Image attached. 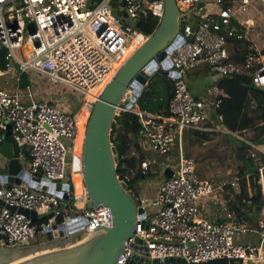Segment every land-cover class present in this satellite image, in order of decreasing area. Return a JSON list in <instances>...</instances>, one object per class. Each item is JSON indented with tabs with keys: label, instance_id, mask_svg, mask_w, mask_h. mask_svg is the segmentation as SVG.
I'll use <instances>...</instances> for the list:
<instances>
[{
	"label": "built area",
	"instance_id": "1",
	"mask_svg": "<svg viewBox=\"0 0 264 264\" xmlns=\"http://www.w3.org/2000/svg\"><path fill=\"white\" fill-rule=\"evenodd\" d=\"M175 2L179 19L184 22L180 32L184 41L165 52L170 67H162L160 62L156 67V71L179 74L178 77L166 75L172 82L168 114H153L138 108L129 111L139 121L138 135L144 137L153 151L165 155L175 145L179 165L175 170L168 164L163 166V179L147 209L129 182L138 170L153 175L151 161L144 157L135 170L117 175L142 207L143 218H136L132 234L123 242L125 251L119 253L115 264H125L133 255L149 260L181 258L187 264L220 259L234 264H264V188L262 205L259 213H255L257 219L255 214H238L228 207L218 189L222 192L225 185L236 187L239 177L222 186L214 185L211 179L198 178L193 159L185 158L182 151L185 130H205L203 124L223 127L222 116L215 114L220 96H226L216 86L220 77H247L256 89L264 91V46L258 47L259 43L249 36L254 19L245 17L246 6L264 13L261 8L264 0ZM163 12V0H0V50H5V69L0 70V77L10 74L15 84L13 90L0 84V141L10 125L13 140L19 147L20 164L17 174H5V180H0V248L29 246L38 236L49 244L97 225L111 226L108 207L81 206L78 210L72 201L55 194V185L66 182L68 172L80 171L81 147L76 153L73 146L78 131L74 121L77 113L99 97L112 64L128 43L138 38V48L149 37L134 24L148 16L157 17L159 22ZM15 63L28 79V85L23 88L18 85ZM198 67L209 71L205 78H213L206 98L194 95L182 77L185 71ZM39 77L72 90L78 100L76 112L60 110L54 99L38 98L31 83ZM102 83L98 97L90 100L89 91ZM126 91L132 93L131 89ZM248 103L250 108L255 107L250 96ZM252 158L260 166L258 174L262 179L264 165L259 158ZM7 166L8 159L0 154V168ZM165 169L172 171L170 177L164 176ZM8 177L12 180H7ZM32 181L47 188L53 184V191L35 188L30 185ZM81 190L83 197L78 201L88 202L86 188L82 186ZM214 192L217 197L210 199V214L198 217L202 210L198 200ZM19 209L47 213L41 218L37 214L40 222L35 223L37 220L32 221ZM59 230L64 234L54 236L53 232ZM249 233H253L255 240L241 241ZM48 235L51 239H47Z\"/></svg>",
	"mask_w": 264,
	"mask_h": 264
},
{
	"label": "water",
	"instance_id": "2",
	"mask_svg": "<svg viewBox=\"0 0 264 264\" xmlns=\"http://www.w3.org/2000/svg\"><path fill=\"white\" fill-rule=\"evenodd\" d=\"M164 12L157 27L147 40L138 47L122 63L115 74L107 81L99 97L84 107L87 116L81 139L80 171L68 172L67 181L55 185V194L63 200L72 201V205L80 210L81 206L93 207L104 205L110 209L112 223L110 227L97 225L95 228L75 234L69 238L55 240L40 246H19L0 248V264H115L122 245L133 232L136 218H143V209L137 205L135 198L128 193L127 184L117 178L115 168L117 153L115 146L109 140V132L113 117L120 111L131 110L133 103L146 81L156 71L157 62L170 67L171 63L164 58L165 52L183 43L180 34L184 27L179 19V11L175 0H163ZM202 3L198 4L200 7ZM18 85L23 88L28 85V79L21 72L17 63ZM166 75L178 77L177 71L164 70ZM210 83L213 78L206 77ZM131 89L132 93L126 91ZM76 128L78 117L75 118ZM0 141V154L8 159L6 169L0 168V180H5V174H17L20 164L17 160L19 147L13 140L10 125ZM78 130V128H77ZM75 139L73 140V146ZM165 177H170L172 171L165 169ZM77 179L79 190L75 191L73 176ZM25 179L28 177L25 175ZM7 180L11 181L12 177ZM33 181H38L35 179ZM30 182L31 186L43 191H53V184L46 185ZM17 183H22L16 180ZM84 186L89 195L88 202L82 199ZM62 190V191H61ZM69 193V194H68ZM13 209V208H12ZM32 221L37 220L36 211L21 210ZM255 213H259L256 207ZM62 228V226H59ZM62 230L54 231V236H62ZM51 239V235L47 236ZM125 264H187L181 258L167 257L164 259L141 258L133 255Z\"/></svg>",
	"mask_w": 264,
	"mask_h": 264
},
{
	"label": "trees",
	"instance_id": "3",
	"mask_svg": "<svg viewBox=\"0 0 264 264\" xmlns=\"http://www.w3.org/2000/svg\"><path fill=\"white\" fill-rule=\"evenodd\" d=\"M249 10V9H248ZM247 10V13H248ZM251 16L247 14V17L254 19V24L250 27L249 36L255 39L257 43L264 42V26L260 22L262 15L258 10L251 8ZM158 25V19L154 16H148L145 19L138 20L134 27L146 35H150ZM264 46V44H263ZM5 50H0V70L5 69L4 61ZM201 70L209 74V71L205 68ZM200 71L196 70L193 74H197ZM216 86L222 90L226 96H220V103L215 109L216 115L222 116V126L229 132L239 133L242 130H249L251 136L248 141L245 142L241 139L233 138L235 141V157L240 161V174L247 175V178L239 177V192L236 193L235 200H227V205L230 209L234 210L238 214L246 213L242 208L248 207L254 210L256 207L262 205V190L259 183L258 168L260 167L254 162L252 156L249 154L250 144L264 148V91L256 89L249 81L247 77L233 75L220 77L216 81ZM189 88V87H188ZM49 91V90H48ZM172 95V82L166 76L163 70L158 69L154 72L143 85L139 96L137 97L136 104L139 110L146 111L148 113H160L167 115V106L169 99ZM251 97L255 102V107L250 108L248 103V97ZM135 110V108L133 109ZM209 126V124H207ZM139 121L137 116L130 111H120L113 117L111 122V129L109 132V140L115 146L117 153V165L115 168L116 175H119L130 169L135 170L137 164L145 156L140 151L137 145V141L134 139L138 136ZM120 130V133L118 132ZM118 132L115 134V132ZM200 139L205 136V133L196 129H190L183 132L182 135V151L185 158L190 157V136ZM137 149L138 157L127 154L131 146ZM261 165H264L261 162ZM264 177V168L262 169ZM152 174L141 173L138 170L133 174L129 187L134 191L133 184L141 179L150 176ZM241 180V181H240ZM231 189L229 185H225L224 189ZM248 188L251 194L248 196ZM249 203H247L245 200ZM36 221L35 223H39ZM198 264H234L232 261L225 259L213 260L205 263Z\"/></svg>",
	"mask_w": 264,
	"mask_h": 264
},
{
	"label": "rangeland",
	"instance_id": "4",
	"mask_svg": "<svg viewBox=\"0 0 264 264\" xmlns=\"http://www.w3.org/2000/svg\"><path fill=\"white\" fill-rule=\"evenodd\" d=\"M246 8L247 10H249L248 13L245 14V17H247V14L251 16L252 13H255L254 11H251V6H246ZM261 8L264 10V6H262ZM239 14L240 13H238V15ZM260 14L263 18L262 20H260V22H262L264 26V13ZM263 44L264 42L259 43L258 47L263 46ZM193 72L194 71L190 69L182 74L186 86L187 88L189 87L188 89L194 95L200 98H206V91L211 87V84L206 80L205 76L202 74L201 71H198L197 74H193ZM0 84H2V86L7 88L8 90H13L15 87L13 80L10 79V74H6L5 76L0 77ZM31 87L38 98L42 100L54 99L57 103L56 106L66 113L76 112V110L78 109V100L74 95L75 93L69 88H67L65 85L59 83L53 84L51 82H48L44 77H39L33 80V82L31 83ZM57 91H60V93L57 94ZM133 107L135 108V106ZM132 108L131 110L134 109ZM203 126L206 129L199 130L205 133V136L203 138H194L192 134L190 136V157L193 159L195 164L196 176L202 179H211V181H214V185L218 184L221 186L223 183L226 184L227 182L233 180L234 177L239 176L241 177V180L243 178H247V175L243 176L240 174L239 168L241 166V163L235 157L236 143L233 138L248 140V138L251 136V132L249 130H245L243 132L229 134L224 132L222 129L219 128V126H216L214 124H211V126L208 127H205L207 125L203 124ZM209 128L213 129L208 130ZM118 132L120 133V130H118ZM118 132L116 131L115 134H117ZM134 141H139L140 151L144 154L146 158L151 161L152 168L155 169V173L153 175L147 176L133 184L134 189L138 193L137 195L139 199H141V201L144 203L145 208L147 209L146 205L149 203L151 196L150 193L147 194L145 192L146 188H150V190H153L156 186H158L159 182L163 179L162 168L165 164H168L171 170H175L178 167V155L176 151H174L176 149L175 145L171 146V150L168 154L161 155L153 151L145 143L144 137L142 135H138V140L136 138L134 139ZM67 146L68 148L72 147L69 143L67 144ZM137 153V149L133 145L127 152L129 156L134 155L138 157ZM249 154L259 158L260 163H264L263 147H259V149L251 147V149L249 150ZM262 180H264V177L262 179H259L261 190L264 188V186L262 187ZM218 190L220 192V195L224 197L225 200H231L236 203L234 195L239 192V183L234 188L232 187L231 189H222V192L221 189ZM247 193L249 196V194H251V191L248 189ZM216 197V192H214L213 194L207 195L198 200L199 207L202 208V210H200L198 213V217H206L210 214V209L212 205L210 199ZM242 209L249 215L255 214L254 210H252V207H245ZM46 213L47 212L45 210L37 211V214L40 218L45 216ZM254 217L257 219L256 214L254 215ZM246 240H255L253 233H249L247 236L241 238V241ZM43 244L46 243L38 236L35 240L32 241L31 246H40Z\"/></svg>",
	"mask_w": 264,
	"mask_h": 264
},
{
	"label": "bare ground",
	"instance_id": "5",
	"mask_svg": "<svg viewBox=\"0 0 264 264\" xmlns=\"http://www.w3.org/2000/svg\"><path fill=\"white\" fill-rule=\"evenodd\" d=\"M137 46H138V38H136L131 43H128V45L126 46L124 51L120 54V56L112 64L111 72L109 73V75L106 78L105 82H107L108 80H110V78H112L113 73L122 65V63L129 57V55L131 53H133V51L136 50ZM103 84L104 83H102L98 87L94 88L93 90L89 91L88 97H89L90 100L95 99V98L98 97V94L102 90ZM87 112H88V110H86L85 107H82L79 110V112L77 113V117H78L79 122H78V126H77L78 131H77V135H76V138H75V144H74V152H76V153H78V150L80 148L81 139H82V132H83V129H84V120H85V118L87 116ZM73 180H74V183H75V191L77 192L79 190V188L77 187L78 184L76 183L77 179H76L75 175L73 176Z\"/></svg>",
	"mask_w": 264,
	"mask_h": 264
},
{
	"label": "crops",
	"instance_id": "6",
	"mask_svg": "<svg viewBox=\"0 0 264 264\" xmlns=\"http://www.w3.org/2000/svg\"><path fill=\"white\" fill-rule=\"evenodd\" d=\"M201 68H204V67H198V68H195V69H192L193 71H196V70H199L200 69V71L202 72V74L203 75H205L206 73H204L202 70H201ZM60 93V91H57V94H59ZM135 106V108H138L137 107V104H135L134 105ZM134 108V107H133ZM219 128L220 129H222L224 132H226V129L224 128V127H221V126H219ZM227 133V132H226ZM137 145H138V147H139V142H137ZM258 147V146H257ZM258 149H259V147H258ZM157 189H158V186H156L153 190H150V188H146V190H145V192L148 194V193H150V196H151V198L156 194V192H157ZM249 189V188H248ZM136 193H137V191H136ZM138 194V193H137Z\"/></svg>",
	"mask_w": 264,
	"mask_h": 264
}]
</instances>
